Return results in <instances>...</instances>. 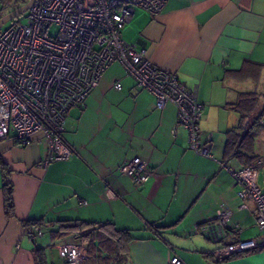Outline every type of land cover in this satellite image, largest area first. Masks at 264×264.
<instances>
[{
	"label": "crops",
	"instance_id": "1",
	"mask_svg": "<svg viewBox=\"0 0 264 264\" xmlns=\"http://www.w3.org/2000/svg\"><path fill=\"white\" fill-rule=\"evenodd\" d=\"M121 38L143 46L152 64L195 92L211 156L189 147L173 103L155 108L154 96L135 88L121 63L112 62L83 105L67 112L62 138L73 149L70 157L43 166L48 147L41 137L23 146L0 141L13 204L8 214L0 167V264H61L58 245L85 246L91 228L100 238L113 228L128 232L123 264H168L175 254L185 264H264V245L216 259L212 251L222 243L200 232L218 211L229 210L228 226H238L239 240L264 236L254 201L239 196L242 186L228 171L261 162L257 184L264 168L253 126L264 105L247 117L233 107L240 94H257L264 72V0H167L157 14L135 8ZM244 66L249 74L259 67L257 77H239ZM229 138L241 157L226 152ZM133 159L150 171L140 186L119 171ZM35 221L42 234L32 240L27 227ZM74 221L79 225L56 232Z\"/></svg>",
	"mask_w": 264,
	"mask_h": 264
},
{
	"label": "built area",
	"instance_id": "2",
	"mask_svg": "<svg viewBox=\"0 0 264 264\" xmlns=\"http://www.w3.org/2000/svg\"><path fill=\"white\" fill-rule=\"evenodd\" d=\"M166 1L34 0L29 9L0 28V141L11 139L23 146L41 137L48 147L43 166L70 157L73 149L62 138L67 112L83 105L103 71L118 61L135 88L154 96L155 108L168 102L175 105L176 126L187 131L189 147L210 157V143L202 141L199 125L203 106L195 92L174 73L152 64L143 46L121 38L135 8L157 14ZM114 87L119 89L120 82ZM258 123L264 126V115ZM257 165L228 171L242 186L239 196L254 201L252 214L264 230V189L256 184ZM119 171L135 186L150 175L138 159L125 162ZM230 215L229 210H220L200 227L209 240L222 243L212 251L216 259L264 245V236L239 240L238 226H228ZM41 234V227L27 230L32 240ZM57 250L61 264H81L87 256L78 242L61 243ZM168 264L185 263L175 254Z\"/></svg>",
	"mask_w": 264,
	"mask_h": 264
},
{
	"label": "trees",
	"instance_id": "3",
	"mask_svg": "<svg viewBox=\"0 0 264 264\" xmlns=\"http://www.w3.org/2000/svg\"><path fill=\"white\" fill-rule=\"evenodd\" d=\"M24 3V2H23ZM248 66H244L241 70H238L237 74L240 77H245L248 75H253L257 77L258 72H259V67H257L254 71H252L249 74ZM258 100H257V94L256 93H251V92H245L240 94L238 97V100L233 103V107L238 110L242 116L247 117L249 116L252 112H254L256 106H257ZM264 115V113H261L260 115L257 116L255 119V122L253 123V126L259 125L258 120L259 117ZM249 137L245 138L244 140L250 139L251 136L253 135V130H251L248 133ZM225 150L228 154L231 155H236L238 157H241V152H238L235 150L236 147L233 146V140L231 138L228 139L226 145H225ZM234 147V148H233ZM0 167L4 171V178H3V191H4V198H5V203H6V212L8 214L12 213V198H11V184L8 179L5 178V173H6V167L5 165L0 161ZM79 225L77 221L74 222H63L60 224L59 229L56 232H60L63 227H68V226H77ZM107 225V224H104ZM109 225V224H108ZM35 226L41 227L42 223L41 221H35L32 223L28 224L27 230L34 228ZM42 229V228H41ZM90 233L87 235V237H91L90 241L88 244L82 243L84 249L86 250V259L82 261L81 264H84L88 262L90 259V262L94 264H123L124 261L126 260V254H127V243L131 239L130 236H128V232L126 230H119L116 228H113L110 233L108 234H101V238L98 237V234L94 231V228H91ZM36 239V238H35ZM34 240V239H33ZM97 240L96 243L100 244V247L95 246V241ZM102 245V248H101ZM101 248V249H99ZM97 250V252L93 253L92 250Z\"/></svg>",
	"mask_w": 264,
	"mask_h": 264
},
{
	"label": "rangeland",
	"instance_id": "4",
	"mask_svg": "<svg viewBox=\"0 0 264 264\" xmlns=\"http://www.w3.org/2000/svg\"><path fill=\"white\" fill-rule=\"evenodd\" d=\"M26 1L27 0H0V17L10 12L11 10L21 6ZM9 22L10 21L4 23L1 28L5 27ZM255 91L257 92L258 103L261 106L264 105V72H262L260 76V81ZM254 139L256 148L258 149V153H260V155L262 156L261 159H264V126H254ZM257 184L261 185L260 187L264 188V168L260 170L257 178Z\"/></svg>",
	"mask_w": 264,
	"mask_h": 264
},
{
	"label": "water",
	"instance_id": "5",
	"mask_svg": "<svg viewBox=\"0 0 264 264\" xmlns=\"http://www.w3.org/2000/svg\"><path fill=\"white\" fill-rule=\"evenodd\" d=\"M33 2H34V0H27L21 6L13 9L10 12L1 16L0 17V28L4 23H6V22L16 18L17 16L21 15L22 13H24L27 9H29V7L32 5Z\"/></svg>",
	"mask_w": 264,
	"mask_h": 264
}]
</instances>
